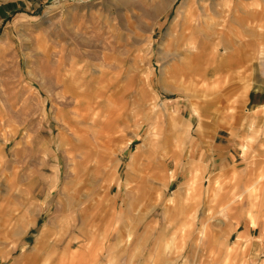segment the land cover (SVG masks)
Wrapping results in <instances>:
<instances>
[{
  "label": "rangeland",
  "instance_id": "1",
  "mask_svg": "<svg viewBox=\"0 0 264 264\" xmlns=\"http://www.w3.org/2000/svg\"><path fill=\"white\" fill-rule=\"evenodd\" d=\"M262 67L264 0H0V264H264Z\"/></svg>",
  "mask_w": 264,
  "mask_h": 264
},
{
  "label": "crops",
  "instance_id": "2",
  "mask_svg": "<svg viewBox=\"0 0 264 264\" xmlns=\"http://www.w3.org/2000/svg\"><path fill=\"white\" fill-rule=\"evenodd\" d=\"M224 63H223V65H224ZM223 65H222V67H218V65L212 66L213 72L214 73H220V71L223 68ZM263 69H264V67L260 68V70L257 72V74L252 78L253 79L252 80V90L254 91V93H252L251 101H252V106H254V107H255V104L259 105L260 103L264 102V70ZM170 127H173V126L170 125ZM139 149H141V148H139ZM174 176H175V172L172 171L170 178H173ZM263 178H264V174L262 176H260L258 178V180L261 181ZM187 183H183L182 185L179 186L178 189H176L173 192V197H171L169 200L170 203H173L175 201V198L182 197L183 195L186 194ZM247 191H248V189H247ZM249 191H250V193L248 196H249V198H251V197H253V191L254 190L252 188H249ZM240 194H242V193L234 194V192H233L232 194L228 193L227 195H225L223 200L226 199V201L224 202L223 210L226 212V214L230 218L237 217V216L240 217L241 215L242 216L246 215V216H250V218L252 219L253 215H249L248 209H246V207L243 206L242 201L244 200V197H243V195L240 197ZM157 204H158V202H156L153 206L155 207V205L157 206ZM257 204H258V208H259L260 213L263 214L262 218L264 219V198H262L259 202H257ZM166 212L167 213L169 212V210L167 208H166ZM147 213H148V211L143 212L141 214L140 218L141 219L144 218L147 215ZM239 224H240V221L238 220L236 222L235 226L238 227ZM208 235H209L208 224H207L206 220H203L202 221V227L199 230L198 239L196 241V248L197 249H199L202 242L204 241V239H206L208 237ZM241 238H242V236L240 235L236 244L234 246H232L230 249L236 248L237 243H239V240ZM130 242H131L130 233H128L126 243H125V245H122V251L123 252L126 251V247L128 244H130ZM93 246L94 245L91 244L89 247L91 248ZM81 252H78V264H85V262H87V260H88V255L83 254ZM132 252H133V254H136L137 249H133ZM66 262H68V263L70 262L69 257H67V256L65 258H62L60 260V263H58V264H65Z\"/></svg>",
  "mask_w": 264,
  "mask_h": 264
},
{
  "label": "bare ground",
  "instance_id": "3",
  "mask_svg": "<svg viewBox=\"0 0 264 264\" xmlns=\"http://www.w3.org/2000/svg\"><path fill=\"white\" fill-rule=\"evenodd\" d=\"M158 8H159V7H158ZM159 9H160V8H159ZM213 52H214V51H213ZM217 56H218V54H217V52L215 51L214 54H213V57L216 58ZM223 63H224L223 60H220L219 62H213L211 66L218 65V67H222ZM219 65H220V66H219Z\"/></svg>",
  "mask_w": 264,
  "mask_h": 264
}]
</instances>
